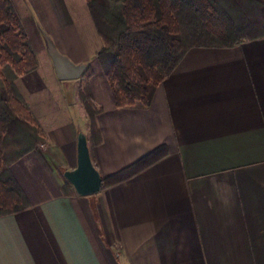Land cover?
Wrapping results in <instances>:
<instances>
[{
	"label": "crops",
	"instance_id": "1",
	"mask_svg": "<svg viewBox=\"0 0 264 264\" xmlns=\"http://www.w3.org/2000/svg\"><path fill=\"white\" fill-rule=\"evenodd\" d=\"M41 2L53 11L55 47L86 69L77 80L44 76V33L21 17L38 66L15 87L47 145L10 168L28 207L0 216V264H264V36L191 48L147 105L118 108L88 10L78 22ZM87 69L94 127L68 100ZM79 132L102 178L86 197L63 177L76 167ZM144 159L131 177L107 182Z\"/></svg>",
	"mask_w": 264,
	"mask_h": 264
},
{
	"label": "trees",
	"instance_id": "2",
	"mask_svg": "<svg viewBox=\"0 0 264 264\" xmlns=\"http://www.w3.org/2000/svg\"><path fill=\"white\" fill-rule=\"evenodd\" d=\"M85 0L102 47L96 59L118 108L147 105L152 91L194 47H227L264 36V7L247 0ZM38 62L13 0H0V216L28 207L11 166L44 143L15 80ZM88 71V69H87ZM84 109L94 127L90 89ZM150 158V157H149ZM140 161L107 182L116 184L150 163Z\"/></svg>",
	"mask_w": 264,
	"mask_h": 264
},
{
	"label": "rangeland",
	"instance_id": "3",
	"mask_svg": "<svg viewBox=\"0 0 264 264\" xmlns=\"http://www.w3.org/2000/svg\"><path fill=\"white\" fill-rule=\"evenodd\" d=\"M52 1H53V6H54V7L52 6V8L54 9V11L56 12L60 11L62 13L68 14L71 16L72 19H75L78 22L84 21V17L87 14L85 0H52ZM243 1H244L243 4L245 5V7L251 9L253 13H255V8L254 7L251 8L250 7L251 5L248 4L247 0H243ZM14 2L18 6V11L21 17L25 18L24 20L26 24L31 26L34 30L40 29V31L44 33V35L43 34L40 35V41L38 40L39 41L38 48H40L41 50V54H39L40 69H41L40 71L44 73V76L49 77L47 75L48 73L52 74L53 68H52L51 61L45 51L46 45L44 44L45 43L44 38L45 39L48 38L51 41L53 40L52 33L49 32V26H48L49 25L48 20H51L50 18H51V15L53 14V11L51 12L50 8L48 9L46 5H43L41 0H14ZM77 29L81 33V36L83 35L86 36L87 32L82 34L81 31L83 30L82 28H79L78 23H77ZM95 37L96 39L100 41V39L98 38L96 34H95ZM36 59L38 62L37 55H36ZM85 75L87 78L85 81L79 82L80 83L79 85L77 83H74L73 91L75 90V97H73L72 99H68L70 100L69 103H71V100H74L76 103L77 101H79L81 104H83V107H84L85 105L84 103L88 101V98L86 100V99H83V97H86L88 95L87 80L89 79V76L91 75L90 70L86 71ZM34 119L37 123L39 122L35 117ZM39 128L41 132L44 134L40 125H39ZM44 138H45V134H44ZM44 145H47L46 139H44V143L37 146L36 149H39V148L46 149Z\"/></svg>",
	"mask_w": 264,
	"mask_h": 264
},
{
	"label": "water",
	"instance_id": "4",
	"mask_svg": "<svg viewBox=\"0 0 264 264\" xmlns=\"http://www.w3.org/2000/svg\"><path fill=\"white\" fill-rule=\"evenodd\" d=\"M45 45L58 80L71 81L82 77L86 69L85 65L73 63L67 56L61 54L48 38L45 39ZM63 177L81 197L91 196L101 191L102 178L92 164L87 139L82 132L78 133L76 140V167L70 171H64Z\"/></svg>",
	"mask_w": 264,
	"mask_h": 264
}]
</instances>
